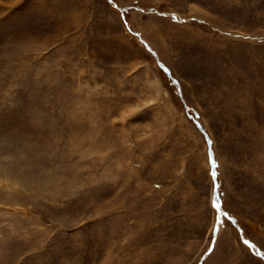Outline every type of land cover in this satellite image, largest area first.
I'll use <instances>...</instances> for the list:
<instances>
[{"label": "rangeland", "instance_id": "1", "mask_svg": "<svg viewBox=\"0 0 264 264\" xmlns=\"http://www.w3.org/2000/svg\"><path fill=\"white\" fill-rule=\"evenodd\" d=\"M0 264H264V0H0Z\"/></svg>", "mask_w": 264, "mask_h": 264}, {"label": "water", "instance_id": "2", "mask_svg": "<svg viewBox=\"0 0 264 264\" xmlns=\"http://www.w3.org/2000/svg\"><path fill=\"white\" fill-rule=\"evenodd\" d=\"M165 70V72H166V74L169 76V77H171L170 76V73L166 70V69H164ZM171 79H172V77H171ZM212 166H213V164H212ZM213 173H215V170H214V172ZM217 187V183L215 182V188ZM212 202H213V204L216 202L215 201V191L212 193ZM216 204V203H215ZM216 211H217V216L219 215V213H220V210L216 207Z\"/></svg>", "mask_w": 264, "mask_h": 264}, {"label": "snow or ice", "instance_id": "3", "mask_svg": "<svg viewBox=\"0 0 264 264\" xmlns=\"http://www.w3.org/2000/svg\"><path fill=\"white\" fill-rule=\"evenodd\" d=\"M213 175H215V173H213ZM214 207H218V204H215L214 203V205H213ZM248 243V241H245V244H247Z\"/></svg>", "mask_w": 264, "mask_h": 264}]
</instances>
